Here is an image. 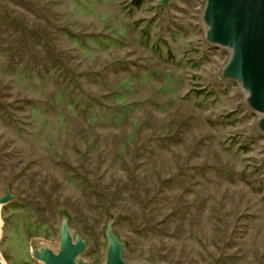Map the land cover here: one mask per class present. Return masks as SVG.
Masks as SVG:
<instances>
[{
    "label": "rangeland",
    "instance_id": "374dc122",
    "mask_svg": "<svg viewBox=\"0 0 264 264\" xmlns=\"http://www.w3.org/2000/svg\"><path fill=\"white\" fill-rule=\"evenodd\" d=\"M0 0V259L68 216L104 264H264V134L204 0Z\"/></svg>",
    "mask_w": 264,
    "mask_h": 264
},
{
    "label": "water",
    "instance_id": "95a60500",
    "mask_svg": "<svg viewBox=\"0 0 264 264\" xmlns=\"http://www.w3.org/2000/svg\"><path fill=\"white\" fill-rule=\"evenodd\" d=\"M168 2L159 0L158 5ZM202 24L205 40L229 51L221 76L238 83L247 107L257 114V130L264 134V0H204ZM14 199L11 190H6L0 194V208ZM114 221L109 218L104 228V264H130ZM57 231L58 246L41 244L33 249V257L43 264H89L79 259L87 242L79 233H72L67 215L62 216ZM0 264H4L1 259Z\"/></svg>",
    "mask_w": 264,
    "mask_h": 264
}]
</instances>
